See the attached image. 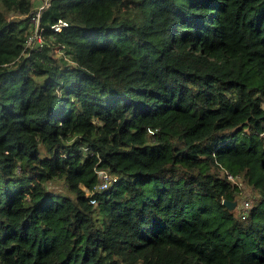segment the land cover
I'll return each instance as SVG.
<instances>
[{
  "label": "trees",
  "instance_id": "16d2710c",
  "mask_svg": "<svg viewBox=\"0 0 264 264\" xmlns=\"http://www.w3.org/2000/svg\"><path fill=\"white\" fill-rule=\"evenodd\" d=\"M0 1V264H264V0Z\"/></svg>",
  "mask_w": 264,
  "mask_h": 264
},
{
  "label": "built area",
  "instance_id": "2783aa9c",
  "mask_svg": "<svg viewBox=\"0 0 264 264\" xmlns=\"http://www.w3.org/2000/svg\"><path fill=\"white\" fill-rule=\"evenodd\" d=\"M51 5V0H43L42 4H39L32 12H30V23L32 24V26H34V28L31 29V31H29V36L27 38V42H26V49L24 51V53L26 54H30L32 49H41L45 44H46V39L48 38L47 34H44V27L41 24V18H42V13L43 10L47 7H49ZM68 25V23L64 20H59L57 23H55L53 25V30L56 32H60L62 31L63 27ZM52 38L55 39V41L57 40L55 35H51ZM29 49V51H27ZM16 59H19L18 57ZM103 181L101 184V188H106L108 186V184L112 181V180H116V177L111 176L109 173L106 172H100ZM227 176L230 180H232L236 186H241L243 185L242 182H237L236 181V177H238V180L241 179V175L240 174H234L232 172H227ZM84 188V187H83ZM85 189V188H84ZM88 189V188H87ZM86 190L87 194L90 193L89 189ZM92 202H95L94 199H91ZM251 202L250 200H246L243 201V206L241 207V217L242 218H246L248 216V214L250 213V208H251Z\"/></svg>",
  "mask_w": 264,
  "mask_h": 264
},
{
  "label": "rangeland",
  "instance_id": "374dc122",
  "mask_svg": "<svg viewBox=\"0 0 264 264\" xmlns=\"http://www.w3.org/2000/svg\"><path fill=\"white\" fill-rule=\"evenodd\" d=\"M1 2V1H0ZM37 2H38V0H33V4H37ZM39 3V2H38ZM1 4V3H0ZM25 15H23V14H20V13H14V14H12V15H10L9 16V18H14V19H17V20H19V19H21L22 17H24ZM32 28H34V26H32V27H30L28 30H27V32L28 31H30ZM46 39V43H48V44H50V45H52V47L48 50V53H50L51 55H52V57L53 58H56V59H58L60 62H62L61 61V57L62 56H64L65 54H66V52L67 51H65L64 50V46L63 45H61V44H55V39L54 38H52L51 37V35L50 36H48V38H45ZM24 56H28V54H26V53H24ZM63 59V58H62ZM18 60V59H17ZM66 62H62V64H64V65H72V64H74V60H72L70 57H69V55H68V57H67V60H65ZM14 62H16V60L15 61H13V63ZM227 172H229V171H227ZM241 180H242V177H241V179H239L238 180V177H236V181L237 182H241ZM243 183H244V187H246L247 186V188H246V190H244L243 192H242V194H240V196H238V198H239V201L240 202H243V201H246V200H250V202H252V201H254V196H255V198L258 196V193H257V191L256 190H254L253 189V187L250 185V184H248V183H246V181L244 180V178H243ZM49 185H50V189L51 190H55V191H58V192H68L67 191V189H66V186H65V183L62 181V180H57V179H55V180H53V181H51L50 183H49ZM85 189H87V187L86 186H83ZM88 190V189H87ZM248 194L250 197H248V196H245L246 194ZM252 199V200H251ZM255 202V201H254ZM252 204V203H251ZM241 208H240V206L237 208V209H235V212H236V215L238 214V213H240V211L238 212V210H240ZM238 212V213H237ZM238 216V215H237Z\"/></svg>",
  "mask_w": 264,
  "mask_h": 264
},
{
  "label": "water",
  "instance_id": "95a60500",
  "mask_svg": "<svg viewBox=\"0 0 264 264\" xmlns=\"http://www.w3.org/2000/svg\"><path fill=\"white\" fill-rule=\"evenodd\" d=\"M223 203L226 204L230 209H234L237 205V201L225 200Z\"/></svg>",
  "mask_w": 264,
  "mask_h": 264
},
{
  "label": "clouds",
  "instance_id": "9594fccd",
  "mask_svg": "<svg viewBox=\"0 0 264 264\" xmlns=\"http://www.w3.org/2000/svg\"><path fill=\"white\" fill-rule=\"evenodd\" d=\"M237 204H238V202H237ZM239 215L241 216V213H239ZM243 219H245V218H243Z\"/></svg>",
  "mask_w": 264,
  "mask_h": 264
}]
</instances>
